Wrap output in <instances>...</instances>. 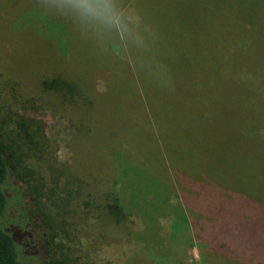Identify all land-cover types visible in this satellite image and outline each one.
Listing matches in <instances>:
<instances>
[{
    "label": "rangeland",
    "instance_id": "1",
    "mask_svg": "<svg viewBox=\"0 0 264 264\" xmlns=\"http://www.w3.org/2000/svg\"><path fill=\"white\" fill-rule=\"evenodd\" d=\"M123 7L125 9L121 10ZM46 16L51 21L55 19L64 23V27L48 24ZM104 18L107 19V26L100 23ZM28 21H34L42 28L52 25L61 41L71 36L68 30L73 26L72 37L75 36L79 54H83L87 60L85 63L90 85L101 98L110 100L114 111L118 112L116 118L121 117L125 126L120 128L106 122L97 126L95 121L87 120L92 127L91 133L97 135L100 141L117 140L119 136L123 138L124 147L119 152V157L124 160L123 170L128 171L127 175H123L129 188L122 189L121 183L115 179L113 169H102L95 175L102 179L100 187L106 188L111 180L117 182L119 193L124 200H132L138 220L147 230L145 238L134 227H130L131 231L121 235L119 243L111 248L110 236L114 235L97 236L96 233H99V228H103L104 224L97 221L86 207L84 197L74 198L75 205L69 206L74 210L72 214H65L64 217L61 215L66 225L63 226V231L58 230L60 234L55 237L58 243L64 241L70 251L72 249V254L67 253L68 262L74 264L77 257V263L83 264L85 253L92 250V258L97 262L101 252H104L106 258L119 261L117 264H129L127 255L132 260H142L137 251L147 256L148 252L154 253L159 245L154 240L151 242L148 235L151 228L147 226H150L148 219L161 212L168 219L165 221L167 225L158 226L166 241L161 247V257L157 264H235L217 253L205 261L206 257L202 252L204 245L199 236L201 232L191 230L189 223L191 218H202V215L183 203L181 197L182 192L186 191L189 195L192 192L190 186L196 189L197 181L203 180L200 172L203 171L202 166L224 165L230 161L233 163L236 155L232 153L230 146L225 148L221 144L224 141L236 145L242 157L259 160L261 164L258 163L257 170H254L257 162L245 169L242 180L226 178L229 187L243 185L239 195L235 192V197L247 200L248 196L264 202V156H253V153L258 152L257 149L239 142L241 139L253 142L251 144L257 147L262 146L254 142L249 130L253 121L264 124V0H0V37L5 29L11 28L16 36L15 40L20 44L0 38L3 43L0 46V102L4 101L3 98L9 92V87L4 82L9 77L12 58L18 64L16 74L20 73L25 70L20 64L29 56L26 48L31 50L34 46L28 43ZM115 21L119 22L120 31L115 29ZM6 42L10 46H17L19 51L15 50L16 56H10L12 50L3 49L7 46ZM144 64L150 68L145 71L147 75L139 73V68ZM255 77L263 83L255 85ZM18 89L35 93L39 97L37 88H32L25 81ZM52 105L51 102L46 105L37 100L34 106L20 110L27 117L30 115L42 120V126L34 125L35 131L30 130V135L23 132L19 135L15 130L14 136H6L13 144L11 149L14 159L10 160L17 162L16 169L11 168L10 173L18 180L15 188L19 192V202L25 206L27 215L37 221L36 228L40 238L45 237L44 231L47 230L45 225H40L43 216L46 220L48 214L57 212L55 209L45 211L51 201L49 197L52 199L54 196L47 199L44 197L46 189L49 191L53 188L50 175L56 167L58 169L60 165L72 164L74 158H77L76 146L73 145V141L77 142V137L72 125L77 117L74 113L76 110L65 104L54 112L55 107ZM14 107L16 105L12 108ZM5 108L0 103V127L3 125L1 120L9 118V124L12 123V113L8 115L10 111ZM4 112L7 116H4ZM127 112L144 118L150 115L151 123L156 116L162 124L157 127L164 128L163 136L167 141H178L173 147L174 164L164 178L157 175L164 171L155 166L154 159L147 160L148 146L146 151L144 138L134 127H129L134 121ZM126 122L130 125L127 126ZM232 127L243 132L246 139H242L244 135L241 133L237 138L235 133L229 135ZM0 131L2 144L3 137L6 138L3 133L6 135V132L5 129ZM208 132L210 133L207 134ZM37 141L44 144L51 153L49 161L53 168H47L46 163L38 156V151L34 148ZM82 142L84 144L79 154L86 163L91 164L98 155L97 150L95 154L94 139L86 136ZM155 143L159 145L158 137L149 145ZM160 147L163 145H159L156 150ZM7 150L5 154L8 153ZM28 153L34 156L28 157ZM231 158L233 159L230 160ZM221 171L226 175L233 174V170ZM176 174L190 178L183 183L176 178ZM170 178H173L172 184L167 181ZM34 180L43 184V195L36 201L33 199L36 195L32 189ZM221 194L231 199L234 192L230 190ZM65 195L61 193V196ZM255 210L254 222L240 223V226L235 219L222 223V216L216 218L214 239L222 241L226 237L231 244L238 243L231 245L232 248L222 247L217 252L224 248L247 252L253 248V251L262 255L263 260L258 263L264 264V203ZM210 213L213 215L212 211ZM55 221L58 223L59 218L52 222L47 220L46 222H50L48 227L54 226L55 230L60 228L53 225ZM70 223L76 226H70ZM224 224L226 227H222ZM152 228L155 236L157 232ZM178 235L180 240L175 241L173 237ZM260 241L261 244L258 243ZM127 247L132 248V253L125 252ZM60 255L59 250L54 253L50 250L42 257V264H55L54 261ZM94 263L101 264V261Z\"/></svg>",
    "mask_w": 264,
    "mask_h": 264
},
{
    "label": "trees",
    "instance_id": "2",
    "mask_svg": "<svg viewBox=\"0 0 264 264\" xmlns=\"http://www.w3.org/2000/svg\"><path fill=\"white\" fill-rule=\"evenodd\" d=\"M124 9L125 7L121 8V10ZM48 16L45 17L48 24H58L61 27H64V23H59L55 21V19H53L55 22L53 20L51 21L50 17L47 18ZM106 20L107 19L104 18L100 23L103 26H107ZM28 22H30L26 27L30 33L28 43H32L34 46L31 50L26 48L29 52V56L25 57V62L20 64L21 66H24L25 70L16 74L15 69L18 64L15 62L16 60L14 58L11 60V72L10 70L8 71L9 77H6L7 81L4 82L6 86L9 87V92L7 93L8 95L3 98L4 101H1L0 103H2L4 108L6 107L9 109L10 113L8 115L12 113L13 118H11V124H9V118L1 120V123L3 121V125L0 129H5L4 132H6V135L3 133L5 137L14 136L15 130H17L19 135H21V132L30 135V130L35 131L33 129L34 125H39V127L42 126V120H38L30 115L27 117L21 113L20 110H25L28 107L34 106L37 100L46 105L51 102L55 107L54 112H57L60 107L67 104L69 105L68 107L76 110V112L73 111L75 116L77 115L76 119L72 121L77 137V142L73 141V145L76 146L77 152H75L77 158H74L72 164L60 165L58 169L56 167L50 175L53 188L49 191L46 189L44 197L47 199V197L51 195L54 196H52V199L49 197L51 201L48 200L49 207H47L45 211H52L55 209L57 212L48 214L46 220L43 216V221L42 224L40 222V225H45L47 230L44 231L45 237L40 238L38 237V231L36 228L37 221H33L32 217L27 215L28 213L26 212L25 206L20 204L19 192L17 188H15V182L18 180L16 177L14 179L10 173L11 168L15 170L17 167V162L10 160L14 159V153L11 149L13 144L7 139V137L4 138L2 136L4 143L0 144V264H42V257H45L50 250L53 253L56 250H59L61 253L60 257H56L57 259L54 261L55 264H71L68 262L67 253L71 252L72 254V249L70 251V248L63 243L64 241L58 243L55 240V237L60 234L58 230L63 231V226L66 225L62 216L64 217L65 214L69 213L72 214L74 209L69 206L73 207L75 205L73 204V199H78V197H84L83 200L86 207L90 209V212L93 215H95L97 221H102L104 224L103 228H99V233H96V235L102 237L106 234L108 236L110 234L114 235L110 236L112 238V241L109 242L111 248H114L115 245L119 243L118 239L121 235H125V233L131 231L130 227H134L133 229H135L136 232L143 234L146 238L147 230H145V226L141 225L139 222L138 214L132 207V200L128 201V198H125L124 200L116 186L118 182L121 183L120 185L122 189L128 187L126 178L123 175H127L128 171L126 172V170H123L125 169L123 166L124 160L119 157V152L124 147L123 138L119 136L117 140L106 141L105 139L104 141H100L97 135L91 133L92 127L89 126L90 123L87 122V120H91V122L95 121L97 126L106 122L113 126H119L120 128L125 127L124 122L121 121V117L116 118L118 112L114 111L110 100L101 98L96 90L90 85L88 78L89 71H87L85 63L87 60H85L86 58L83 54H79L80 50L75 44V36L72 37L73 26H70V30L67 29L68 26L67 28H64L68 30V33H70L71 36H67L61 41V38L51 27L52 25H49V27H46L45 25L42 28L41 25L34 21ZM114 24L116 25L115 29L120 31L119 22L117 23L115 21ZM40 29L44 31L40 32ZM11 30L13 29H5L4 34L0 38L6 41H16V36ZM16 42L18 43V41ZM23 42L25 44L24 38ZM6 44L7 46L3 49L6 51L12 50L10 56L15 55V50L19 51L17 46H10L8 42H6ZM1 45H3V43H1L0 46ZM149 69L150 68L144 64L139 68V73L147 75L145 71ZM262 77L264 78V76ZM9 78L11 80H9ZM254 80L256 81L255 85L263 83L260 82V80H257V78ZM23 81L32 88H37L39 97H37L38 95L35 93L20 91L18 87ZM13 105H16V107L12 108ZM127 113L132 116L134 124L129 126L130 124L126 122V125L134 127L144 138L143 144L146 145V148L143 146L144 149L146 150L148 146L147 160L150 161L154 159L155 166L161 167L164 171L163 174H155L164 178L165 173H168L170 167L174 164V158L172 156H175V153L173 152V147L177 145L178 141L176 139L175 141H167L166 137L163 136L164 128H158L161 127L162 124L160 119L156 116L154 117V120H152L153 123H151L150 115L144 118L141 115V117H138L132 112ZM4 116H7L5 112ZM263 125L253 121L249 130L254 142L260 143L262 145L261 147L251 144L253 142L239 139L240 143H247L257 149L258 152L253 153V156L258 154L264 156ZM239 129H241L240 124ZM239 129L237 127H232L229 135L235 133L236 138L239 136V133L244 135L243 132H239ZM131 130L132 128L129 129V131ZM115 133L118 134L116 130ZM209 133L210 132L207 134ZM86 136L93 137L95 142V154L96 150L98 154L96 155L94 162L91 164L86 163L79 154L84 144L82 141H85ZM17 137H14L15 140H18ZM156 137L160 139L159 145H163V147L159 148L160 151L156 150L159 146L157 143L149 145V143ZM242 139H246L245 135ZM221 144L225 145V148L229 146L231 147L230 150L236 155L233 163L230 161L224 165L210 164L202 166L203 171L200 172L203 180L200 182L199 180L197 181V188L193 189L190 186L192 192L189 193V195L185 193L186 191L182 192V202L189 207L191 206V209L198 210L202 215V218H191V221H189L190 229L198 230V233L201 232V235L199 234V236L204 245L202 252L206 257L205 261H208L211 256L217 253L223 255L225 259H229L235 264H263L258 263L260 260H263V258H261L262 255H260L258 251H253V248L247 252H236L237 249L230 251L225 248L223 251L217 252V250L222 249V247H231V245L235 246L238 243L235 242V244H231V241L226 237L222 238V241L214 239L216 236L213 235L215 230L214 221L216 218L222 216V223H228L230 220L235 219L238 226H240V223L249 224L254 222L257 212L255 209L264 203L258 198L254 199L247 195V200H241L240 196L235 197V192H238L237 194L239 195V192L241 191L240 188H242L243 185L240 186V184H237L234 185L235 187H229V182L225 181L226 178L228 180V177H233V179L237 181L242 180L244 178L245 169H248L251 164L257 162L254 170H257V167L259 168V160L242 157L240 150L236 145H230V142L225 143L223 141ZM34 148L38 151V156L46 163L47 168H53L49 161L51 153L45 145L37 141ZM134 148L136 149V145H134ZM6 150L8 153L5 154L4 152ZM162 151H164V153ZM30 156H34V154L28 153V157ZM228 158L229 156L225 157L224 160ZM232 159L233 158L230 160ZM102 169H113L112 171L117 182L111 180L109 182L110 184H108L109 186L106 188L100 187L102 179L98 178L95 174L100 173ZM226 169L230 171L233 170V174L226 175L221 171ZM176 178L179 181L181 180L183 183H186L190 177H180L176 174ZM160 181L162 180L160 179ZM167 181L172 184L173 178H170ZM42 186L43 184L40 181L34 180L32 189H34L36 195L33 197L35 201L43 195V193H41ZM230 190L234 192L231 199L222 196L221 192ZM61 193H65V197L61 196ZM243 195L244 194H242L241 197H243ZM211 211L213 215H211ZM216 212L218 215H216ZM227 212H229V214H227ZM56 218H59V224L55 221L53 225L59 226L60 228L57 230H55L54 226L49 228L47 224L50 222L46 221L50 220L52 222ZM167 219V216L161 212H158L155 217L148 219L150 226L147 227L151 228L148 232L150 240L152 239L151 242L154 240L159 243V245L154 249V253L148 252L147 256L138 253L137 251V255H140L142 260H132V258L127 255L126 259H129V264L158 263V260H160L161 257V247H163V243L166 241V238H164L162 233L158 230V226L167 225L165 222ZM129 224L131 226H128ZM70 226L76 225L70 223ZM152 227H154V230L157 232L155 235L156 237L152 234ZM222 227H226V225L224 224ZM250 227H253V225H250ZM140 229L143 230L139 231ZM173 239L179 241V235L173 237ZM79 240L80 239H78V241ZM258 243L261 244V241ZM63 248H65L66 251ZM150 249L152 250V248ZM130 251L132 253V248L127 247L125 252L130 254L128 253ZM93 254V250L91 252H86L85 258L82 261L83 264H95L94 262L100 263V261L101 264H117L119 262L113 258H106L107 256L104 255V252L100 253V259H98L99 261L97 262L96 259L92 258ZM252 256H255L256 258H253ZM75 259L76 262L74 264H80L77 263V257H75Z\"/></svg>",
    "mask_w": 264,
    "mask_h": 264
}]
</instances>
